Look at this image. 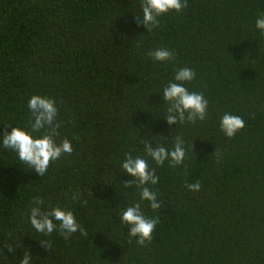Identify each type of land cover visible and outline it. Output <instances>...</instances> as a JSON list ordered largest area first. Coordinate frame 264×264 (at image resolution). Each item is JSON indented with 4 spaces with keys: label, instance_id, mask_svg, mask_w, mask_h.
I'll return each mask as SVG.
<instances>
[{
    "label": "trees",
    "instance_id": "16d2710c",
    "mask_svg": "<svg viewBox=\"0 0 264 264\" xmlns=\"http://www.w3.org/2000/svg\"><path fill=\"white\" fill-rule=\"evenodd\" d=\"M141 2L0 0V133L30 129L28 99L48 96L54 138L73 148L43 176L0 148V264L25 254L30 264H264V34L255 28L264 0H185L151 32L136 26ZM157 48L174 58L154 61ZM183 67L195 71L185 87L203 93L208 111L169 126L160 94ZM226 112L244 121L231 138L219 128ZM141 139L185 149L180 165L148 161L158 210L124 184L120 165L144 156ZM36 197L44 210H71L85 235L36 232ZM133 202L158 217L143 245L118 216Z\"/></svg>",
    "mask_w": 264,
    "mask_h": 264
},
{
    "label": "clouds",
    "instance_id": "9594fccd",
    "mask_svg": "<svg viewBox=\"0 0 264 264\" xmlns=\"http://www.w3.org/2000/svg\"><path fill=\"white\" fill-rule=\"evenodd\" d=\"M185 0H142L140 4L141 13L137 18L136 26L141 24L148 32L157 24V18L169 12H180L185 7ZM255 28L264 34V14H261L255 21ZM149 55L154 61L167 62L174 58V53L168 48H157ZM196 77L195 71L191 68H179L172 80L162 89L163 102L169 105L164 120L169 126L183 124L187 121L204 120L208 111V100L203 93L189 91L185 84ZM27 109L31 113L30 129L20 126H12L10 131L0 133V148L11 150L17 159L27 164L39 176H43L51 161H56L64 154L73 151L71 141L64 139L56 142V129L59 127L56 122L58 108L56 101L48 96L34 94L27 101ZM244 127L241 117L224 113L219 120V128L223 134L231 138ZM41 130H44L41 132ZM39 133V134H38ZM154 137V136H153ZM143 143L144 156L126 154L121 168L126 177H131L124 182L126 187L139 189L141 202H148L152 210L161 207L157 199V193L151 186L158 183L155 169L149 167V159L157 166L168 161L173 165H180L185 159L183 142L176 140L174 146L169 149L163 144L148 142L141 139ZM191 191H198L200 184L194 183L187 186ZM75 199V196H73ZM44 201L40 197L34 199V206L29 210V221L36 232L48 235L58 231L65 240L77 232L83 237L85 234L77 222L71 210H65L59 206L42 209ZM119 207V205H117ZM120 224L127 227L129 237H135L138 244L143 245L151 241L152 233L158 217L146 218L141 212L140 203L133 202L119 210ZM9 251H12L9 248ZM31 256L25 254L20 259V264H30Z\"/></svg>",
    "mask_w": 264,
    "mask_h": 264
}]
</instances>
